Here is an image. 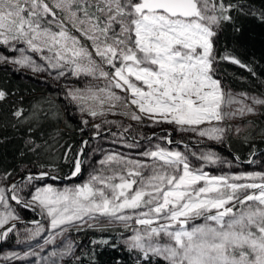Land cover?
<instances>
[{
	"label": "snow or ice",
	"instance_id": "1",
	"mask_svg": "<svg viewBox=\"0 0 264 264\" xmlns=\"http://www.w3.org/2000/svg\"><path fill=\"white\" fill-rule=\"evenodd\" d=\"M244 18L264 25V8L245 0H0V66L47 71L39 59L57 77L91 78L67 92L89 117L81 124L99 118L91 125L95 136L107 128L114 142L130 149L143 147L138 137L153 145L138 153L143 159L109 153L87 180L71 186L47 181L81 176L88 141H82L67 177L45 164L36 172H0V243L10 234L19 244L51 233L37 243L39 251L23 257L12 252L5 259L32 256L62 264L76 256L67 234L117 225L130 235L121 233L128 258L116 264H264V172L210 174L207 166L231 162L210 147L193 150L191 141L176 140L167 130L160 136L140 132L170 125L173 132L192 134L197 144H224L245 130L232 121L264 117V92L234 91L223 67L256 75L226 43L241 36ZM7 95L0 90V101ZM13 115L28 119L23 109ZM109 116L126 117L137 127ZM247 127H253L250 120ZM26 149L36 154L40 145L29 139ZM18 209L46 222H25ZM58 238L65 242L61 250L41 256ZM89 264H97L94 253Z\"/></svg>",
	"mask_w": 264,
	"mask_h": 264
},
{
	"label": "trees",
	"instance_id": "2",
	"mask_svg": "<svg viewBox=\"0 0 264 264\" xmlns=\"http://www.w3.org/2000/svg\"><path fill=\"white\" fill-rule=\"evenodd\" d=\"M256 8H264V0H245ZM243 32L237 41L227 40V46L244 63L253 68V76L246 69L224 64L227 82L234 91H247L259 94L264 92V25L254 18L241 21ZM0 90L8 95L0 101V172L24 168H37L45 164L50 171L60 177H67L72 170V160L81 149L82 141L88 137L85 126L74 116L70 107L59 97L51 83L25 77L8 67L0 66ZM24 110L28 119L17 118L13 113ZM34 114H38L34 115ZM254 120L256 127H264V117ZM32 131H29V128ZM81 128L84 130L81 131ZM32 139L40 145L38 153L28 152L26 141ZM229 149L240 160L249 161L254 153L264 149V139L245 141L229 139ZM67 158H65L66 150ZM24 152L22 156L20 153ZM264 164V153L258 155ZM35 172V170H32ZM30 219L31 213L24 212ZM119 231L104 229L88 231L81 238L80 247L70 264H89L93 253L97 264H116L124 261L128 253L120 244ZM107 239L109 245H93L91 241ZM116 244L117 247H111ZM78 257V260H77ZM66 262L65 264H68ZM128 264H131L128 259Z\"/></svg>",
	"mask_w": 264,
	"mask_h": 264
},
{
	"label": "rangeland",
	"instance_id": "3",
	"mask_svg": "<svg viewBox=\"0 0 264 264\" xmlns=\"http://www.w3.org/2000/svg\"><path fill=\"white\" fill-rule=\"evenodd\" d=\"M34 58H36V57H34ZM38 62L41 63L42 65H44L48 70L44 71V72H35V71H32L31 69H20L19 71H15V72L20 73V74L24 75L25 77H29V78L39 80L41 82L51 83L52 86H54L57 89V93H58L59 97H61L63 99V101L70 107L74 116H76L80 122L82 119H89V117L86 114L80 113L78 105H76L75 102L71 101L70 98L67 97V92L70 89L85 87V85L88 83L89 79H91V78H86L84 76L77 78L75 75H71V74L66 75L64 77H57L56 70L51 69L49 66H47L45 61L38 59ZM8 68L11 69L10 66ZM260 117L261 116H251V117H247L244 119H237V120L232 121L231 123L233 125H239L242 128H244L245 130L239 134H235V133L230 134L228 138L245 140L244 137L248 136L247 141H255L258 139H264V136L259 134L261 129H264V127H262V128L256 127L255 123H252L253 127H247L249 120L251 122H253L254 120L255 121L260 120L261 119ZM108 119L116 120V121H122L125 125H128V124L132 125L134 123V121H131V120H129L123 116H109ZM92 123H100V119L97 118V120L91 121L87 126H85V130L88 132V137L86 138L88 141V144L85 146L84 155H82L80 157V159L82 161H84V164L82 166L81 176L77 177L76 179L70 180V181H62V180L51 181V180H49V181H47V183L53 184L56 187H63L65 185L71 186V185L76 184V183H82L83 181L87 180L88 174L92 171L93 167L99 166L97 163L99 159L97 157L99 155V151L101 150V146L104 144H107V143H112V141H113L112 139H114V141H117V137H113L112 135H110V133L107 131V128H104L103 135L95 136L94 130L92 129V126H91ZM167 126H169V125H167ZM108 127H111V126H108ZM112 131H119V129L113 127ZM188 136H189V138H193L194 140L197 141V138L193 137L192 135H188ZM90 138H93V139H90ZM200 145H204V146H208V145L211 146L212 145L214 147H225V143L219 144L215 141H208V140H205L204 143L200 144ZM119 146L122 147L126 151L129 150V148L122 142H119ZM109 153H119V152H116L112 148H106L103 150V157ZM125 155L129 156L128 154H125ZM224 158H226L228 161L231 162V167H229L228 165H223V166H220V165L211 166V165H209L205 168V170L209 171L210 174H214V175L241 174V173L246 174V173H253V172H264V168H262V166L260 165L261 161L257 160L258 155L256 157H254L253 159L249 160V161H254V162L249 163L248 166H250V167H246V168L244 166L236 164L235 162H233V160H231L228 157H224ZM30 169L35 170V172L37 171V168H30ZM19 211H20V214L23 217L25 222H30V221L35 220V219H40L42 223L46 222L43 218L38 216L36 213H33L31 211H26V210H19ZM24 212L31 213L32 217L30 219H26ZM28 226L33 227V225H31L30 223H28ZM18 228H20L21 232L23 233V225L22 224L18 225ZM104 229H111L114 231H119L120 232L119 234L122 233L123 236L130 235L129 231L124 230L122 227H119L117 225L106 226ZM88 231H101V230L86 229V230L81 231V232L72 231L70 234H67L68 238L77 245V247L74 249L75 253H77V251L80 247V242L82 240L81 238ZM49 234H51V233L46 232L41 237H39L37 240L19 243V244L16 243L17 238L10 234V238L7 241L0 243V264H36V261L40 260V257L30 256L27 259H20V260H15V259L7 260L4 257L6 255L12 253V252L18 253L21 257H23L25 252H29L32 249L39 251V248H37V243L39 242L40 244H43L44 237L49 235ZM64 243H65L64 241H62L60 238H58L56 244H50V245L45 246L44 251L41 253V256H49V254L52 251L61 250ZM73 258L74 257H65L62 264L66 263L68 261H71ZM54 259H59V257H56ZM40 264H44V261L40 260Z\"/></svg>",
	"mask_w": 264,
	"mask_h": 264
},
{
	"label": "flooded vegetation",
	"instance_id": "4",
	"mask_svg": "<svg viewBox=\"0 0 264 264\" xmlns=\"http://www.w3.org/2000/svg\"><path fill=\"white\" fill-rule=\"evenodd\" d=\"M133 127H137L136 122H134ZM165 130H167L168 132H170L172 134V136L176 139V140H180L181 138H183L185 141H191L192 145H193V150H197V149H203V148H207L210 147L212 148V150L218 152L222 157H228L231 160H233V162H235L238 165L244 166L246 167H250L248 166L249 161L247 160H240V159H236L237 156H235V154L229 149V139L228 138L225 142V147H214V146H204V145H200L197 144V141L194 140L193 138H189L188 135H192L190 133H177V132H173L172 131V126H167V125H161V126H157V127H142L140 128V132H142L144 135L146 136H152L153 133H155L157 136L163 135ZM135 134V133H134ZM112 143H107L101 146V150L99 151V155H98V159H101L103 157V150L106 148H112L114 149L116 152L122 153V154H128L130 157H136V158H140L143 159V157H139L138 153L145 150L146 148H150L153 145L148 144L146 141H144L143 139H139V143L143 146L140 148H134V149H130L128 151L124 150L122 147L119 146V142H114V139H112ZM155 143H162L161 141H153V144ZM164 146H168V145H164ZM168 147H175V145L172 146H168ZM181 150H184L183 148H181ZM260 160L261 159H258ZM253 165V164H252ZM251 165V166H252ZM262 168H264V164L261 161ZM65 264V263H64Z\"/></svg>",
	"mask_w": 264,
	"mask_h": 264
},
{
	"label": "water",
	"instance_id": "5",
	"mask_svg": "<svg viewBox=\"0 0 264 264\" xmlns=\"http://www.w3.org/2000/svg\"><path fill=\"white\" fill-rule=\"evenodd\" d=\"M90 139H93V138H90ZM84 141H87V139H85ZM84 149H85V146H83ZM261 153H264V149L256 152L253 154V156L251 157V159H253L254 157H256L257 155L261 154ZM249 164V163H248ZM79 177V176H78ZM77 177L73 178V179H76ZM73 179H62V181H70V180H73Z\"/></svg>",
	"mask_w": 264,
	"mask_h": 264
}]
</instances>
